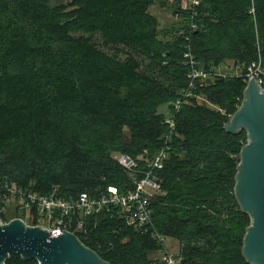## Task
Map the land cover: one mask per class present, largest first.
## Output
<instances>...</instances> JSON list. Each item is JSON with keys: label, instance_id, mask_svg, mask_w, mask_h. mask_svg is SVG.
<instances>
[{"label": "trees", "instance_id": "1", "mask_svg": "<svg viewBox=\"0 0 264 264\" xmlns=\"http://www.w3.org/2000/svg\"><path fill=\"white\" fill-rule=\"evenodd\" d=\"M193 1L185 10L180 0H0V183L68 200L108 186L124 193L132 178L116 156L147 169L175 116L152 225L126 227L114 211L79 237L110 264H164L148 257L163 249L155 233L211 245L184 248L182 264H249L251 219L235 195L247 134L225 126L247 87L234 74L254 62L264 69V0ZM156 3L183 19L185 36H160ZM187 54L206 71L232 64L229 77L197 82L186 97ZM6 264L35 262L12 255Z\"/></svg>", "mask_w": 264, "mask_h": 264}, {"label": "built area", "instance_id": "2", "mask_svg": "<svg viewBox=\"0 0 264 264\" xmlns=\"http://www.w3.org/2000/svg\"><path fill=\"white\" fill-rule=\"evenodd\" d=\"M195 5L198 3L195 2ZM191 65L189 90L196 87L197 82L204 83L213 77H229V73L223 72L222 67L215 71H206L196 67L191 54H187ZM236 77L248 82L255 78L264 89V69L261 62H254L245 69L244 73L238 70ZM181 103L175 104V110H180ZM174 115H169L166 124L169 126L170 135H166L162 149L149 161L147 169H140L138 164L128 156L118 155L116 160L129 173L132 178L133 188L121 193L115 186H108L105 191L97 195L82 193L75 199H64L52 193L48 196L38 194L32 190L19 188L8 183H0V226L7 225L11 221L20 219L29 227H42L48 230L51 238L64 234L63 231L73 234L78 238H86L89 235L88 223L102 213L117 211L118 218L126 227L137 231H144L152 225L153 210L152 200L163 193L159 173L163 170L171 149V135L176 130ZM15 211L26 213L29 222L22 217L9 220L6 213ZM157 243L163 246L164 264H182L179 255L170 254L166 250V238L155 233L153 235Z\"/></svg>", "mask_w": 264, "mask_h": 264}, {"label": "water", "instance_id": "3", "mask_svg": "<svg viewBox=\"0 0 264 264\" xmlns=\"http://www.w3.org/2000/svg\"><path fill=\"white\" fill-rule=\"evenodd\" d=\"M210 82V81H209ZM227 133L247 134L236 176L235 195L251 224L244 238L243 255L249 264H264V89L252 78L241 108L225 126ZM50 237L42 227L16 219L0 226V264L12 255L35 264H110L66 231Z\"/></svg>", "mask_w": 264, "mask_h": 264}, {"label": "rangeland", "instance_id": "4", "mask_svg": "<svg viewBox=\"0 0 264 264\" xmlns=\"http://www.w3.org/2000/svg\"><path fill=\"white\" fill-rule=\"evenodd\" d=\"M69 0H49L50 4L52 6L55 5H60V4H65L67 3ZM183 3V7L185 10H189L192 9L193 6L195 5L193 0H180ZM175 4V2H174ZM150 13L158 20L159 22V29H160V36L163 38L166 35H169V39L171 38H180L181 36H185L186 32L185 29L183 28L184 26V21L182 18L177 17L173 12H170L168 10H166L165 8H163L159 3H156L151 9H150ZM179 26H181V30H178ZM176 27V29H175ZM178 28V29H177ZM93 41L99 46V47H103V42L101 40V38L99 36H96L93 38ZM231 69L232 70V64H228L226 66H224L222 68L223 72H226L227 69ZM238 71L234 74L237 75ZM199 104H203L209 108H211L212 110H218L215 106H213L212 104L208 103L207 101H205L204 98L200 97L199 98ZM169 107L167 105H164L160 108V113L167 115L169 113ZM6 217L9 220H12L14 218L17 217H22L25 220H27L29 222V216L26 213H18L15 211H10L8 213H6ZM201 246V247H207V246H211L208 243H203V242H198V243H180L178 241H175L171 238H166L165 240V246H166V250L168 253L170 254H175V255H180V253H182V250L184 248H188L190 250H195V246ZM151 260L154 261H159L161 262L163 260L164 257V253L162 251L157 252V253H152L149 254L148 256Z\"/></svg>", "mask_w": 264, "mask_h": 264}]
</instances>
